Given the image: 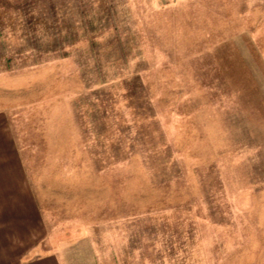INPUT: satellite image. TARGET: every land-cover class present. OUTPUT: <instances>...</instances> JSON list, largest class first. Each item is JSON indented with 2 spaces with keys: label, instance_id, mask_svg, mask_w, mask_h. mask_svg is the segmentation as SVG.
Returning a JSON list of instances; mask_svg holds the SVG:
<instances>
[{
  "label": "rangeland",
  "instance_id": "rangeland-1",
  "mask_svg": "<svg viewBox=\"0 0 264 264\" xmlns=\"http://www.w3.org/2000/svg\"><path fill=\"white\" fill-rule=\"evenodd\" d=\"M0 111L62 264H264V0H0Z\"/></svg>",
  "mask_w": 264,
  "mask_h": 264
},
{
  "label": "crops",
  "instance_id": "crops-1",
  "mask_svg": "<svg viewBox=\"0 0 264 264\" xmlns=\"http://www.w3.org/2000/svg\"><path fill=\"white\" fill-rule=\"evenodd\" d=\"M10 119L0 111V264H62Z\"/></svg>",
  "mask_w": 264,
  "mask_h": 264
},
{
  "label": "trees",
  "instance_id": "trees-1",
  "mask_svg": "<svg viewBox=\"0 0 264 264\" xmlns=\"http://www.w3.org/2000/svg\"><path fill=\"white\" fill-rule=\"evenodd\" d=\"M52 10V9H51Z\"/></svg>",
  "mask_w": 264,
  "mask_h": 264
}]
</instances>
